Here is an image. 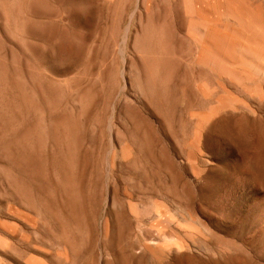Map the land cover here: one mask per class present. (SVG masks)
<instances>
[{"label": "rangeland", "instance_id": "rangeland-1", "mask_svg": "<svg viewBox=\"0 0 264 264\" xmlns=\"http://www.w3.org/2000/svg\"><path fill=\"white\" fill-rule=\"evenodd\" d=\"M258 29L264 0H0V264H264Z\"/></svg>", "mask_w": 264, "mask_h": 264}, {"label": "bare ground", "instance_id": "bare-ground-1", "mask_svg": "<svg viewBox=\"0 0 264 264\" xmlns=\"http://www.w3.org/2000/svg\"><path fill=\"white\" fill-rule=\"evenodd\" d=\"M230 1V0H229ZM237 3V2H236ZM235 4V3H234ZM236 6V5H235ZM237 9V8H236ZM238 10V9H237ZM241 10V9H240ZM239 11V10H238ZM241 13V12H240ZM242 14V13H241ZM247 18V17H246ZM250 21V20H249ZM261 24V23H260ZM252 37H253V41H254V44L258 47L262 46L264 44V31H262L261 29H258L256 30L253 34H252ZM219 43L221 42H227V39L223 38V39H219L218 40ZM229 46L232 48L234 45H232L230 42H229ZM237 47V46H236ZM238 49V48H237ZM264 49V48H263ZM234 49H231V51H233ZM243 50V53L246 54V53H251V51L249 49H242ZM235 51V50H234Z\"/></svg>", "mask_w": 264, "mask_h": 264}]
</instances>
